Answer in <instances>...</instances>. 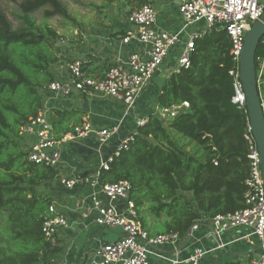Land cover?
<instances>
[{"label": "trees", "instance_id": "1", "mask_svg": "<svg viewBox=\"0 0 264 264\" xmlns=\"http://www.w3.org/2000/svg\"><path fill=\"white\" fill-rule=\"evenodd\" d=\"M115 1L101 0L95 8L101 11ZM19 8L15 29L0 7V264H65V240L54 244L43 232L50 204L61 202L47 188L60 170L28 161L21 127L43 109L47 88L57 78L53 67L61 35L48 20L74 18L62 0H23ZM41 9L38 23L33 14ZM230 49L223 29L198 38L191 65L165 78L158 96L160 108L184 101L190 106L171 119L150 114L129 148L100 173L101 183L130 181L139 221L152 235H184L194 224L206 225L217 214L246 206L248 113L232 100ZM53 111L58 138L73 130L71 120L81 112ZM251 253L221 264H252Z\"/></svg>", "mask_w": 264, "mask_h": 264}, {"label": "built area", "instance_id": "2", "mask_svg": "<svg viewBox=\"0 0 264 264\" xmlns=\"http://www.w3.org/2000/svg\"><path fill=\"white\" fill-rule=\"evenodd\" d=\"M178 5L181 24L174 30L158 27V11L152 4L130 10L127 15L129 28L121 44L135 42L141 49L133 50L125 61L118 57L119 61L109 68L104 77L87 74L83 58L66 61L67 77L53 80L47 93L70 97L76 92H84L115 98L125 104L124 116H130L144 89L162 70L166 60L173 59V72L189 67L197 39L214 29H223L230 38V53L234 61L230 70L234 86L232 100L248 113L240 75V56L248 30L264 13V0H180ZM258 49L257 83L264 110V35ZM189 106V102L184 101L168 108H158L155 114L171 119ZM148 119L138 117L136 126L145 125ZM118 130V125L95 127L91 122L84 121L58 138L53 130L51 113L43 107L21 127V134L29 162L59 169L70 142L94 135L102 146ZM134 133L121 138L114 152L95 171L72 177L59 176V182L72 192L73 198L69 196L70 200H54L50 204L49 214L43 223L46 238L55 244L64 231L77 227L85 229L91 221L108 230L118 229V238L103 240L89 252L83 264H217L210 263V257L216 259L219 255L221 261L217 262H224L231 255L236 258L229 253L228 246L239 241L249 242L250 248L258 244L251 253V261L252 264H264V178L249 116L245 133L250 164L245 180L246 206L235 212L217 214L209 222L216 245L205 247L196 244L187 253L181 251L182 244L202 224H194L190 235L178 232L152 235L139 221L136 204L130 198V181L100 182L101 171L109 170L114 157L129 148ZM233 230L240 233L228 241V232Z\"/></svg>", "mask_w": 264, "mask_h": 264}, {"label": "crops", "instance_id": "3", "mask_svg": "<svg viewBox=\"0 0 264 264\" xmlns=\"http://www.w3.org/2000/svg\"><path fill=\"white\" fill-rule=\"evenodd\" d=\"M179 1L180 0H149V3L154 5L158 11V27L168 30L179 28L181 24ZM120 2L124 8L130 5L126 0H120ZM133 8L134 7L131 6L129 11ZM120 9L121 7L118 9L110 8L105 17H98V19L93 18L88 29H75L74 31L72 30L70 34L68 33L65 37L60 38V42H58L59 47L57 46V55L59 59L53 67V71L57 78L67 77L65 63L75 58H83L86 61V72L96 77H104L109 68L119 61L118 57L125 61L129 53L135 49H141L135 42L127 45L121 44V40L126 35V31L129 28V23L127 21L129 11L127 14L123 15L119 14ZM93 57L97 59H92ZM165 64V67H162V70L154 76L150 84L144 89L130 113V116L127 117L124 116L125 104L115 98L97 94L91 95L84 92H76L70 97L48 94L44 107L46 104L51 106L52 111L50 113L52 119L54 117L53 109L81 111L71 120L73 129L76 125L84 121L91 122L95 127L119 126L117 134L112 137L106 145L101 146L94 135L70 142L68 144V152L63 158V164L59 168L60 178L82 175L98 169L102 161L107 159L114 152L121 138L136 132V120L138 117H149L150 114H155L157 112L158 108H160L158 106V96L161 92L162 84L165 78L173 72L175 67L173 59H168ZM165 71H168L169 75H166ZM47 188L61 201L73 198L72 192L66 190L59 180L51 183ZM74 217L75 215L72 216V218ZM239 233L240 231L238 230L228 232V241L235 238ZM115 234H117V231H109L91 221L89 222V226L85 229L77 227L64 231L60 237L63 238L65 244H67L64 263L76 264L79 261H83V264L89 252L92 250L90 249L91 247L94 249L95 246H98L103 240H108L107 238L109 237L114 238ZM73 236L84 240L82 246L87 244L88 248H84L86 251L83 255L77 250V242H72L71 246L69 245V240L70 238L72 239ZM236 243H245L248 246L246 250L251 247L250 243L246 241H239ZM236 243L229 245L228 251H231L229 247ZM196 244L205 245V247L216 245L214 237L211 234L209 223L206 225L202 224L193 232L190 238L187 237L182 244L181 251L187 253ZM242 252L243 251L234 250L233 253L234 256L236 255L235 257H237L242 256ZM213 258L214 257H210V263H223L216 261L220 260L219 255L216 259Z\"/></svg>", "mask_w": 264, "mask_h": 264}, {"label": "rangeland", "instance_id": "4", "mask_svg": "<svg viewBox=\"0 0 264 264\" xmlns=\"http://www.w3.org/2000/svg\"><path fill=\"white\" fill-rule=\"evenodd\" d=\"M22 1L23 0H0V7L3 9L5 14L11 21L13 28L15 29H17L20 26V20L18 16L21 13L19 4ZM62 1L68 7V10L73 16L74 21L65 20L60 16H56L48 20V23L51 26L55 27L60 32L61 37H65L66 35H68V33L70 34V32H72V30L74 31L75 29L77 30L88 29L93 18L98 19V17H105L108 13V9L110 8L118 9L121 7V9L123 10L120 9L119 14H123V15L127 14L129 9H131V4L128 7L124 8L123 5H121L120 0H116L112 4H108L107 7L101 11L95 8V5L101 4V0H62ZM132 6L134 8L139 7V4L137 3V1H132ZM33 17L36 19L38 23H41L43 21V9L35 12L33 14ZM57 46L59 47L58 43ZM166 62L167 60L165 61V63ZM165 63L163 65V68L166 65ZM165 74L169 75V72L165 71ZM44 108H46V110H49L50 112L52 111L51 106H49L48 104H46ZM109 231H113V232L117 231V234H115L114 238L109 237L107 239L112 241L116 240L118 238V229H111ZM78 239L79 237L76 238L75 236H73L72 239L70 238L69 240V245L71 246L72 242H77L78 245L77 250L79 251L80 254L83 255V253L86 251L84 250V248L87 249L88 247L87 244L82 246L84 240L82 239L78 240ZM247 247L248 246L245 243H236L233 246L229 247V250L245 251ZM79 249H81L82 251ZM90 249H93V247H91ZM81 257L84 258L83 256ZM226 259L235 260V258L232 257V255L230 257H226ZM82 262L79 261L76 264H82Z\"/></svg>", "mask_w": 264, "mask_h": 264}, {"label": "water", "instance_id": "5", "mask_svg": "<svg viewBox=\"0 0 264 264\" xmlns=\"http://www.w3.org/2000/svg\"><path fill=\"white\" fill-rule=\"evenodd\" d=\"M264 35V13L248 30L244 46L240 56V75L246 93L248 116L261 156V167L264 178V110L261 104L257 83L256 54L259 43ZM191 230L188 231L190 235ZM259 245L243 251L242 254H250Z\"/></svg>", "mask_w": 264, "mask_h": 264}]
</instances>
